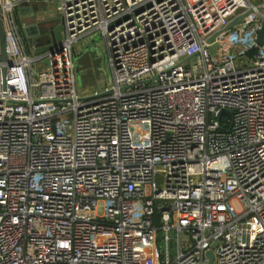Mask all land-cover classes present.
I'll return each mask as SVG.
<instances>
[{
	"label": "built area",
	"instance_id": "2783aa9c",
	"mask_svg": "<svg viewBox=\"0 0 264 264\" xmlns=\"http://www.w3.org/2000/svg\"><path fill=\"white\" fill-rule=\"evenodd\" d=\"M38 1L0 0V264H264V2L57 0L29 44ZM95 34L111 82L81 94Z\"/></svg>",
	"mask_w": 264,
	"mask_h": 264
},
{
	"label": "rangeland",
	"instance_id": "374dc122",
	"mask_svg": "<svg viewBox=\"0 0 264 264\" xmlns=\"http://www.w3.org/2000/svg\"><path fill=\"white\" fill-rule=\"evenodd\" d=\"M72 50L79 93H88L92 88H99V86L111 82L105 44L98 34L78 40L73 44ZM233 204L236 206L235 203ZM173 245L174 243L170 242L169 247Z\"/></svg>",
	"mask_w": 264,
	"mask_h": 264
},
{
	"label": "water",
	"instance_id": "95a60500",
	"mask_svg": "<svg viewBox=\"0 0 264 264\" xmlns=\"http://www.w3.org/2000/svg\"><path fill=\"white\" fill-rule=\"evenodd\" d=\"M57 1V0H56ZM264 2V0H261ZM37 4H26V3H21L17 7V11L19 13H30L34 14L37 11L36 8ZM243 15H240L236 17L233 21H231L225 28L228 29L235 24L239 23ZM62 23L60 21V18L57 14L51 15L49 18L45 20H41V22H35L33 25H23L20 28V34L23 37V39L27 43H32L34 42V39L40 35H48L51 39V42L53 43H58L62 39ZM212 37L209 38L208 41H211ZM264 41V25L259 31L256 39V43L258 46L262 45ZM48 47H43V48H37L35 49L34 53L38 54L42 52L43 50L47 49ZM257 48H252L247 52V56L250 58L252 57ZM5 59V51H4V37H3V31L1 27V19H0V61H4ZM47 63V62H45ZM2 76H4L5 73V68H2ZM226 115L230 116V111L228 110H222L220 112V115ZM156 180H159V177L156 176ZM206 257L208 259V264H212L213 260V254L211 251H208L206 253Z\"/></svg>",
	"mask_w": 264,
	"mask_h": 264
},
{
	"label": "crops",
	"instance_id": "0c3cea01",
	"mask_svg": "<svg viewBox=\"0 0 264 264\" xmlns=\"http://www.w3.org/2000/svg\"><path fill=\"white\" fill-rule=\"evenodd\" d=\"M249 1L255 4L261 2V0H259L258 2H255L256 0H249ZM55 3H56V0H43V1L39 0L37 3H35L37 4L36 6L37 11L34 14H31V12L30 13H19L18 11H16L17 20L21 24H25V25H33L35 22H41V20H45L51 16V13L53 12L52 5H54ZM46 7L47 9H45Z\"/></svg>",
	"mask_w": 264,
	"mask_h": 264
}]
</instances>
